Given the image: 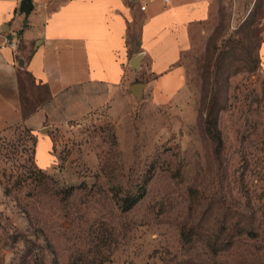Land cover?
Wrapping results in <instances>:
<instances>
[{"label":"rangeland","instance_id":"1","mask_svg":"<svg viewBox=\"0 0 264 264\" xmlns=\"http://www.w3.org/2000/svg\"><path fill=\"white\" fill-rule=\"evenodd\" d=\"M263 38L264 0H213L168 100L49 127L47 169L26 126L1 131L0 264H264ZM20 90L24 111L45 92Z\"/></svg>","mask_w":264,"mask_h":264},{"label":"crops","instance_id":"2","mask_svg":"<svg viewBox=\"0 0 264 264\" xmlns=\"http://www.w3.org/2000/svg\"><path fill=\"white\" fill-rule=\"evenodd\" d=\"M28 1L25 14L21 0H0V132L26 126L34 162L45 169L55 162L49 127L116 108L142 69L149 76L143 89L150 85L158 100L178 92L191 29L208 17L213 0ZM259 52L264 68V38ZM23 75L45 91L31 96L27 111Z\"/></svg>","mask_w":264,"mask_h":264},{"label":"water","instance_id":"3","mask_svg":"<svg viewBox=\"0 0 264 264\" xmlns=\"http://www.w3.org/2000/svg\"><path fill=\"white\" fill-rule=\"evenodd\" d=\"M31 7H32V5L30 4V2L28 0H21L19 10L24 12L25 14H27L30 11ZM138 59H139V54L133 56L132 64L134 66H136V62L138 61ZM19 64H22L21 58L19 60ZM130 88H131L132 94L135 96V98H139L141 93H142V90H143V83L142 82H133L131 84Z\"/></svg>","mask_w":264,"mask_h":264},{"label":"built area","instance_id":"4","mask_svg":"<svg viewBox=\"0 0 264 264\" xmlns=\"http://www.w3.org/2000/svg\"><path fill=\"white\" fill-rule=\"evenodd\" d=\"M140 8H141V9H144V8H145V4H144V3H141V4H140Z\"/></svg>","mask_w":264,"mask_h":264},{"label":"trees","instance_id":"5","mask_svg":"<svg viewBox=\"0 0 264 264\" xmlns=\"http://www.w3.org/2000/svg\"><path fill=\"white\" fill-rule=\"evenodd\" d=\"M50 167V166H49ZM39 168V167H38ZM39 169H42V168H39ZM45 169H47V168H45Z\"/></svg>","mask_w":264,"mask_h":264}]
</instances>
